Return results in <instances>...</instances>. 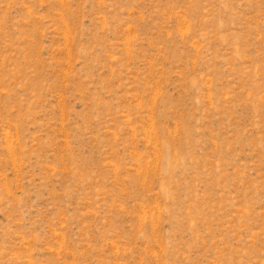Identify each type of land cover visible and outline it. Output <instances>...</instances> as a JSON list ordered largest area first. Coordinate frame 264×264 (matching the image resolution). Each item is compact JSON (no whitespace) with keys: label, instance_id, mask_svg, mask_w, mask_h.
<instances>
[{"label":"rangeland","instance_id":"374dc122","mask_svg":"<svg viewBox=\"0 0 264 264\" xmlns=\"http://www.w3.org/2000/svg\"><path fill=\"white\" fill-rule=\"evenodd\" d=\"M0 264H264V0H0Z\"/></svg>","mask_w":264,"mask_h":264}]
</instances>
